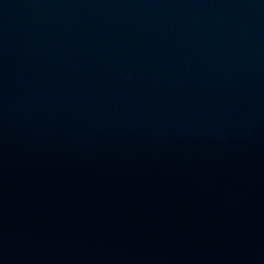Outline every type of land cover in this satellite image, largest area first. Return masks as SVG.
Returning <instances> with one entry per match:
<instances>
[{
    "label": "water",
    "instance_id": "obj_1",
    "mask_svg": "<svg viewBox=\"0 0 264 264\" xmlns=\"http://www.w3.org/2000/svg\"><path fill=\"white\" fill-rule=\"evenodd\" d=\"M0 264H264V0H0Z\"/></svg>",
    "mask_w": 264,
    "mask_h": 264
}]
</instances>
